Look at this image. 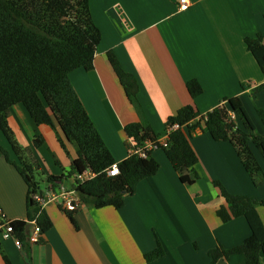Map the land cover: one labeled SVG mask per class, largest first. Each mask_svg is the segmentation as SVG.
<instances>
[{"label": "crops", "instance_id": "0c3cea01", "mask_svg": "<svg viewBox=\"0 0 264 264\" xmlns=\"http://www.w3.org/2000/svg\"><path fill=\"white\" fill-rule=\"evenodd\" d=\"M89 2L102 39L94 68L79 67L70 80L116 161L130 154L127 124L138 122L164 136L169 117L185 105L204 115L226 98L239 96L264 134L257 111L264 110V89L255 91L264 83V72L245 42L264 35V0H188L185 6L180 0ZM108 51L136 77L135 98L127 97ZM193 79L203 87L195 98L186 86ZM8 124L24 147L33 148L36 135L45 137V144L33 149L45 178L70 172L76 146L65 140L64 149L58 128L36 125L22 104L10 109ZM185 131L199 156L195 169L200 178L194 184L180 180L164 149L155 150L160 169L141 179L121 208H94L78 200L70 211L50 204L45 209L53 225L41 234L42 241H29L27 251L13 235L0 237V264H7L2 251L11 264H245L240 254L215 263L209 256L219 243L232 248L252 233L244 217L227 223L219 218L217 210L226 202L212 181L230 193L261 200L264 181L255 185L232 143L213 139L200 117ZM0 143L9 148L2 134ZM250 145L264 170L263 156ZM10 156L16 159L11 151ZM74 180L71 176L67 181ZM27 193L18 169L0 154V212L9 220H26ZM258 210L264 221V206Z\"/></svg>", "mask_w": 264, "mask_h": 264}, {"label": "trees", "instance_id": "16d2710c", "mask_svg": "<svg viewBox=\"0 0 264 264\" xmlns=\"http://www.w3.org/2000/svg\"><path fill=\"white\" fill-rule=\"evenodd\" d=\"M102 39V32L94 22L89 0H0V134L8 141L7 149L0 143V154L14 165L28 185L27 219L11 222L12 235L29 251L27 224L36 221L44 234L53 225L45 208L33 199L43 189L36 173H43L33 149L42 147L46 139L36 135L33 148L22 146L16 140L8 124L10 109L22 104L36 125H49L59 129V141L67 150L66 141L75 144L76 157L71 160V170L60 176L46 174V183H65L71 176L91 173L83 182L76 178L80 203L89 207L112 206L121 208L125 197L134 193L136 184L143 178L153 176L160 169V162L148 152L146 157L129 154L116 161L102 135L94 124L84 103L74 88L70 73L82 67L94 68L95 54ZM248 50L264 72V35L246 37ZM108 60L118 76L127 97L135 98L139 91L136 77L126 72L113 51L107 52ZM191 97L202 94L203 87L196 80L186 84ZM246 87L245 84L242 85ZM264 89V83L255 91ZM264 123V110L257 108ZM200 117L208 132L217 141H229L255 185L264 181V170L256 158L251 143L264 158V134H260L239 96L226 98L225 102L202 115L193 105L181 107L167 121V128L178 124L169 134L166 155L180 180L194 184L200 174L195 169L199 156L192 146L185 127ZM238 120L242 122L239 125ZM126 136L132 140L129 149L147 140L159 138L151 127L138 122L127 124ZM10 151L16 159H12ZM118 163L119 173L111 176L108 169ZM45 175V174H44ZM225 204L217 210L219 218L227 223L234 218L244 217L251 229V235L241 244L226 248L219 243L209 252L212 262L229 259L240 254L245 264H261L264 257V221L258 208L264 200L230 193L219 181H212ZM72 212L66 214L74 222ZM40 237L38 242H41ZM5 262L11 264L8 256L1 252Z\"/></svg>", "mask_w": 264, "mask_h": 264}, {"label": "built area", "instance_id": "2783aa9c", "mask_svg": "<svg viewBox=\"0 0 264 264\" xmlns=\"http://www.w3.org/2000/svg\"><path fill=\"white\" fill-rule=\"evenodd\" d=\"M181 6H185L188 3V0H180ZM179 127L178 124L173 126H169L166 130V134L164 136H160L159 138L153 140H147L143 144L139 146H135L130 148V154H138L141 157H146L148 152L158 149H165L169 147V134L173 129H177ZM108 174L111 176L117 175L119 173L118 163H114L109 169ZM91 175L89 172H85L84 175H75V180L73 181V186L68 187L65 183L60 182L57 185H51V189H47L45 192L36 193L32 197L34 201L41 207L46 208L50 204H58L63 208L73 211L77 208V202L79 200L77 194V185L79 181L83 182L86 178ZM13 220H9L0 212V237L8 238L12 236L13 228L11 226V222ZM42 234L41 227L34 220L31 222V229L29 235L30 242H38L40 236ZM16 244L19 248L22 247L21 242L16 238Z\"/></svg>", "mask_w": 264, "mask_h": 264}, {"label": "rangeland", "instance_id": "374dc122", "mask_svg": "<svg viewBox=\"0 0 264 264\" xmlns=\"http://www.w3.org/2000/svg\"><path fill=\"white\" fill-rule=\"evenodd\" d=\"M68 142V141H67ZM70 143V142H69ZM253 146H254V144H252ZM254 148H256V150H258L259 152H260V150L256 147V146H254ZM52 149V148H51ZM261 153V152H260ZM262 155V154H261ZM15 156V155H14ZM36 178H37V180L40 182V184H41V186H42V189H43V191L45 192L47 189H51V185L50 184H47L46 182V178H45V176H44V174L43 173H36ZM65 184L68 186V187H72L73 186V182L71 181V182H69V181H66L65 182ZM47 185V186H46Z\"/></svg>", "mask_w": 264, "mask_h": 264}, {"label": "water", "instance_id": "95a60500", "mask_svg": "<svg viewBox=\"0 0 264 264\" xmlns=\"http://www.w3.org/2000/svg\"><path fill=\"white\" fill-rule=\"evenodd\" d=\"M30 229H31V223L27 224V226H26L27 234H30Z\"/></svg>", "mask_w": 264, "mask_h": 264}]
</instances>
